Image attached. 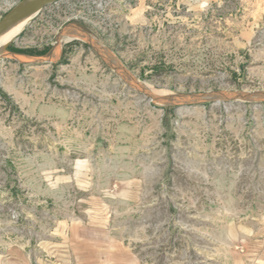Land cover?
Segmentation results:
<instances>
[{
  "label": "rangeland",
  "instance_id": "rangeland-1",
  "mask_svg": "<svg viewBox=\"0 0 264 264\" xmlns=\"http://www.w3.org/2000/svg\"><path fill=\"white\" fill-rule=\"evenodd\" d=\"M70 27L112 59L0 60V264H264V100L158 107L117 67L264 92V0H56L5 49L52 58Z\"/></svg>",
  "mask_w": 264,
  "mask_h": 264
},
{
  "label": "water",
  "instance_id": "water-1",
  "mask_svg": "<svg viewBox=\"0 0 264 264\" xmlns=\"http://www.w3.org/2000/svg\"><path fill=\"white\" fill-rule=\"evenodd\" d=\"M56 0H20L15 7L8 11L4 16L0 18V44L9 35H14L10 41L5 43L0 48V60L10 59L13 61H19L27 65L36 64H51L58 58L61 41H59L57 52L53 57H41V56H28L21 54H14L7 51L5 48L7 45L21 32L27 25L31 24L35 17L44 9L45 7L52 5ZM85 41L89 43L93 48H95L96 43L94 41ZM95 45H94V44ZM98 46V45H96ZM100 47V46H99ZM96 51L99 53L96 49ZM115 67V66H112ZM118 67V73L125 78L131 87L137 90L141 95H144L149 101L160 106H177L186 104H195L200 102L209 101H247V100H264V92H238V91H212L205 93H195V94H183L172 96L168 99H157L153 94H151L147 89L141 86L128 72L122 69L121 66ZM115 69V68H114Z\"/></svg>",
  "mask_w": 264,
  "mask_h": 264
},
{
  "label": "bare ground",
  "instance_id": "bare-ground-1",
  "mask_svg": "<svg viewBox=\"0 0 264 264\" xmlns=\"http://www.w3.org/2000/svg\"><path fill=\"white\" fill-rule=\"evenodd\" d=\"M87 36H89V34L87 35L86 33H84L83 31H81L80 29L78 28H72L70 27L66 33L62 34L60 37H59V41L64 42V41H71V39H85V40H88ZM14 37V35H9L8 37H6L5 39H3V41L1 42L0 44V48L1 46H3L5 43H7L8 41H10V39H12ZM58 44L59 42L57 43V47H58ZM98 50L101 51L100 55H102V57H104V59H107V60H111V56L110 54L108 55L102 48L101 46H97ZM103 53V54H102ZM109 53V52H108ZM107 55V56H106ZM113 57V56H112ZM157 99H168V98H171L172 95H169V96H156L154 95Z\"/></svg>",
  "mask_w": 264,
  "mask_h": 264
}]
</instances>
